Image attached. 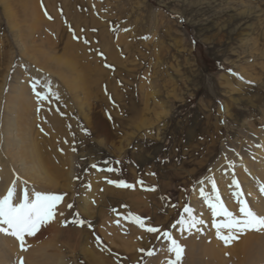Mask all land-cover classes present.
<instances>
[{"label": "rangeland", "instance_id": "obj_1", "mask_svg": "<svg viewBox=\"0 0 264 264\" xmlns=\"http://www.w3.org/2000/svg\"><path fill=\"white\" fill-rule=\"evenodd\" d=\"M32 78L59 100L37 111L30 93L25 120L8 115ZM8 119L20 128L6 150ZM263 138L264 0H0V187L64 194L28 264H167L168 242L145 228L182 246L171 226L185 205Z\"/></svg>", "mask_w": 264, "mask_h": 264}, {"label": "bare ground", "instance_id": "obj_2", "mask_svg": "<svg viewBox=\"0 0 264 264\" xmlns=\"http://www.w3.org/2000/svg\"><path fill=\"white\" fill-rule=\"evenodd\" d=\"M20 3V12L23 13L24 16V2ZM30 93H32L30 85H25V87L23 85L20 90L15 92L17 95L16 97H13L12 100H10L11 97H9L7 104L8 110H6L8 115L10 112H13L17 115L18 119L24 118L25 120L27 110L30 106L29 104H31L29 98ZM5 123L8 124H6L7 128L3 145L6 150H9L11 140H19L17 132L14 131H17L20 125L14 119L5 120ZM23 140L24 139H21L19 142L22 144ZM257 144H260V151L257 154L244 155L239 158H234L233 156V163L230 160L228 165H223L221 162H218L215 169H213L210 175L205 179L208 186H201L206 194L212 195V184L209 183V180L214 179L217 194L225 206L230 211L237 214L238 204L234 193L241 191L243 193V198L247 200L252 209L257 214L264 215V197L260 191L261 184H264V138L258 141ZM260 156L262 158L258 160L257 158ZM18 167L20 170H26L22 163L18 164ZM215 175L219 177L215 179ZM7 178L8 177H6V179ZM233 179L239 182V190L232 184ZM8 182H12V179ZM10 184L11 183H8L7 187H0V196L6 194ZM200 188L197 190L191 208L193 213L195 212L194 214H197L195 216L203 219L204 223L198 224L190 231L185 232L187 240L182 243V247L184 248L183 254L187 260V264H264V231H260L258 235L244 232L242 233L245 235L244 238H238L237 242L233 240L230 243L231 246L225 248L224 242L216 236V229L212 227L213 217L211 210L204 197L201 196ZM21 190H17L18 195ZM216 219L219 221L221 218L217 217ZM52 231L53 230L48 231L47 228L42 226L35 236L26 237L27 251L25 252L21 251L19 242L14 237L0 233V264L19 263L21 257H23V260H25L27 264L28 261L32 262L34 252L41 251V245H37L35 242L43 239V237L50 234ZM48 262L47 257L43 256L42 259L39 255V260L36 264H51Z\"/></svg>", "mask_w": 264, "mask_h": 264}, {"label": "snow or ice", "instance_id": "obj_3", "mask_svg": "<svg viewBox=\"0 0 264 264\" xmlns=\"http://www.w3.org/2000/svg\"><path fill=\"white\" fill-rule=\"evenodd\" d=\"M47 15V13H45ZM51 19V17H49ZM71 30V29H70ZM81 31H84L81 29ZM92 31H96L92 29ZM74 38L79 39L73 33ZM147 38V37H145ZM85 44L89 41L84 39ZM103 55V53H98ZM30 88L33 96L37 102V111L40 110V104L43 101L51 103L52 101L59 100V93L54 91L50 80H41L39 78H32L30 80ZM75 151V149H73ZM118 163V162H117ZM91 167L96 168L97 165L93 164ZM101 170V169H98ZM107 171H113L108 168ZM109 184H117V186L124 188H133L134 185L121 181H108ZM204 181H200L203 184ZM209 183L212 184V195L205 193L203 187L200 188V194L204 197L206 203L213 217L212 227L216 229V236L222 240L225 246H228L233 240L238 239V234L246 231H264V215L257 214L246 199L243 198V193L237 191L234 195L237 198L238 214L230 211L219 195L217 194L216 183L214 179H210ZM137 184L143 187V181L138 180ZM232 184L236 186L237 190L240 189L239 182L233 179ZM86 187L90 188V185ZM149 190H155L149 189ZM260 191L264 192V184H261ZM64 194L44 193L34 191L29 194L26 188L22 189L20 194L16 191V181L7 189L6 194L0 196V233L10 235L19 242L21 251H27L26 237H33L40 231L43 225L55 218L58 211V204L63 200ZM73 204H68V208L72 209ZM175 207V205H173ZM63 216V213H59ZM132 218V222L136 223L139 227L145 228L144 218L133 216L132 213L128 214ZM220 217L218 221L216 218ZM74 224L84 225L88 223L86 220L80 218L79 213H74V218L71 221ZM119 225V221H116ZM204 220L196 217L193 210L188 205H185L179 218L171 226L176 228L179 225L181 232L190 231L198 224H203ZM91 227V225H89ZM145 230L149 233H160L168 242L167 251L174 256V259H169L167 264H181L184 248L179 242L173 238L169 230L161 232L158 227H146ZM97 242L100 243V238L97 237ZM159 239V237H157ZM139 251L143 252L144 249ZM148 256L154 255L153 250H148ZM227 255V254H226ZM19 264H24L23 257L20 258Z\"/></svg>", "mask_w": 264, "mask_h": 264}]
</instances>
